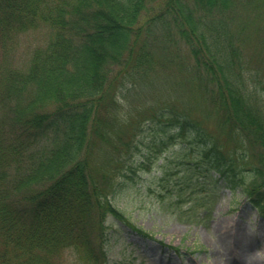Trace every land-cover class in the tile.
<instances>
[{"label":"trees","instance_id":"obj_1","mask_svg":"<svg viewBox=\"0 0 264 264\" xmlns=\"http://www.w3.org/2000/svg\"><path fill=\"white\" fill-rule=\"evenodd\" d=\"M152 1L0 0V52L15 32L38 22L54 31L25 67L0 66V264H52L67 250L75 260L104 264L108 214L149 236L112 203L111 190L124 186L112 178L122 168L123 181H135L157 164L161 179L171 174L167 160L176 174L183 171L173 181L178 203L186 187L206 193V183L223 181L240 186L264 219V97L247 89L233 51L235 34L245 39L254 21L264 22V0H163L152 20L164 29L172 24V43L189 48L211 84L203 81L200 100L218 114L224 136L193 114L189 100L172 99L150 111L147 143L142 136L125 141L122 151L116 147L120 169L92 177L89 127L113 66L123 69L121 79L152 73L133 48L137 21ZM242 10L253 19L242 21ZM252 143L261 146L258 154ZM140 144L148 150L140 152Z\"/></svg>","mask_w":264,"mask_h":264},{"label":"rangeland","instance_id":"obj_2","mask_svg":"<svg viewBox=\"0 0 264 264\" xmlns=\"http://www.w3.org/2000/svg\"><path fill=\"white\" fill-rule=\"evenodd\" d=\"M162 4L163 0H153L149 9L141 14L136 24L138 34L133 41L135 53L145 55L152 73L148 77L131 74L121 79L123 69L113 66L101 100L97 101L98 109L89 127L86 147L94 179L101 178V171L115 174L120 169L117 168L119 160L115 161L116 147H121L122 151L125 141L141 136L146 142L150 135L146 121L150 111L172 103V99L189 100L193 114L201 117L214 133L224 136L218 132V114L207 106L208 100H200L205 84L209 89L211 84L194 66L189 48L180 41L172 43V24L164 29L161 22L152 20ZM239 12L242 21L253 19L251 12ZM253 25L243 36L247 38L235 34L237 48L233 51L242 62L247 89L264 97V22L254 21ZM233 26L229 28L235 30ZM53 36L54 31L46 22L15 32L6 50L0 52V66L25 67L32 53L46 47ZM208 93L211 95V91ZM140 145V152L148 150L144 144ZM251 148L256 154L262 150L257 143H252ZM173 149L176 147L167 151L169 156ZM161 162L160 157L156 163ZM173 164L165 161L171 174L161 179L163 170L157 164L151 166L150 172L139 171L141 176L135 181H123L124 177L119 176L122 168L112 174L114 181L124 185L111 190L112 203L149 236L140 235L106 215L104 264H264V219L242 188H229L223 181L217 185L206 183L207 195L199 192L201 185L189 186L183 189L185 200L180 204L173 197L178 190L173 188V181H177L183 171L176 174ZM187 195L190 197L186 198ZM71 253L72 250L64 251L52 264H101L99 260L93 263L75 260Z\"/></svg>","mask_w":264,"mask_h":264}]
</instances>
